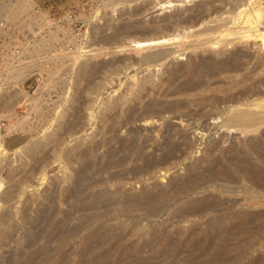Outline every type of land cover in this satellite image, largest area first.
Returning <instances> with one entry per match:
<instances>
[{
	"label": "rangeland",
	"instance_id": "374dc122",
	"mask_svg": "<svg viewBox=\"0 0 264 264\" xmlns=\"http://www.w3.org/2000/svg\"><path fill=\"white\" fill-rule=\"evenodd\" d=\"M0 17L10 25L5 42L25 49L28 62L20 69L28 97L8 98L6 110L26 104L16 113L31 127L14 131L0 153V264H264V191L247 182L256 174L264 185V126L247 134L219 128L224 105L209 103L189 106L182 123L167 114L128 122L143 101L195 100L199 92L170 94L202 64L212 67L209 88L263 78L264 0H0ZM176 19L167 40L134 44ZM157 50L168 58L139 63ZM238 52L240 72L219 74L216 65ZM82 63L95 73L76 82ZM176 131L187 144L146 169ZM222 169L225 182L211 178ZM108 175L117 177L112 187L102 183ZM197 176L204 188L172 201V186ZM103 189L160 201L118 211L95 201Z\"/></svg>",
	"mask_w": 264,
	"mask_h": 264
},
{
	"label": "bare ground",
	"instance_id": "6f19581e",
	"mask_svg": "<svg viewBox=\"0 0 264 264\" xmlns=\"http://www.w3.org/2000/svg\"><path fill=\"white\" fill-rule=\"evenodd\" d=\"M167 4H168V6H167L168 8L172 7L169 2ZM200 11L201 12L198 11L199 13L197 14V16L202 14V12H203L202 9H200ZM242 13H243V10H240L238 12V16H241ZM177 19L175 22H171V21L165 22L166 20H164L161 22L162 24L160 26L155 25V26H152L153 28L151 30H147L143 33L141 32L142 34L140 35V37H137L136 39L133 40L134 44H138L141 46H148V45H152V44H156V43H161V42L167 40L166 39V37H167L166 32L169 31L168 29L170 27L177 25L180 22ZM169 22H171V23H169ZM193 22H196V21H193V18H190V19L188 18V19L184 20L185 24H187V23L193 24ZM247 22L248 21H246L245 23H247ZM204 30H201L202 32L203 31L204 32L203 33L200 32V34H207L209 32L207 29H204ZM122 32L119 34H122ZM245 33H247V32H245ZM114 35H116V34H114ZM258 37L261 38V41L264 40L263 35H259ZM262 43H263V41H262ZM167 56H168L167 50L166 51L157 50L152 54L149 53L148 55H144L143 57H141V60L139 61V63L141 65H149V64L156 65L158 63H161L164 59H166ZM240 56H241L240 52L232 54L230 56V58H228L226 61L220 62L216 65L217 66L215 68L216 71L219 74H225L227 76L238 74L241 69H240V66L237 65V63H235V59L237 58L239 60ZM106 64H108V63H106ZM200 64H202V63L200 62ZM88 65H90V64H88ZM102 66H104V65H102ZM199 66L200 67H199L198 76L188 80L187 82H185L183 84V86L178 91H175L172 94H170V97L172 96V98H173V95H175V94L185 96V97H193L194 95L191 96L192 93L199 92L198 94L195 95V96H197V98L195 100L192 99L189 102H185V101L183 102V101H177V100L166 101V102H156V101L154 102L153 100L148 101V102L143 101L141 103L140 108L137 111H133L131 113V116L128 119V122L133 121L136 123L152 124L153 119L162 120L163 115L167 114V115L175 116V118L179 120V123H182L184 117H188V115H186V114H187V109L189 106L197 105L198 103H209V105H211L212 107L224 105V108L221 110V113L225 114V118H223L221 120L220 124L218 125L219 128L226 129V130L232 129V130L240 131L241 133L247 134V133H254L259 128L264 126V106L261 105V104H264V77L263 78H242L240 80L231 81L227 87L209 88L208 82L211 80L210 78L213 75V73L211 71L212 67H209V66H206L203 64L199 65ZM92 68H93L92 66H90V67L87 66L86 63L80 64V66L78 67L77 72H76V77H75L76 82L84 81L85 79H87L91 75H93L95 73V70ZM231 78H233V77H231ZM201 79H203V80H201ZM84 82H82V83L84 84ZM143 82L145 84H147L149 82V80L144 79ZM83 84H82V86H83ZM238 87H241L240 88L241 90L240 91H234ZM139 91L146 93V89L144 88V86L140 87ZM77 97H78V95H77ZM174 97H176V96H174ZM172 98H170V99H172ZM145 101H147V100H145ZM242 106L249 108V109H242L241 108ZM252 108H254V109L252 110ZM192 113H193V111H192ZM204 116L205 115L202 114V116L200 118H204ZM170 130H173V128H169L166 133H169ZM135 137H136V135H135ZM173 137L174 138L171 139V137L169 135L167 136V138L165 139L164 148L158 151L159 155H158L157 160L155 159L156 158L155 155L148 156L149 160L152 161L154 159L155 161L154 162H148L146 164L144 162V166H146L145 167L146 169H147V167L150 168V165L154 166V167H163V165L166 163V161H168V159H170L176 151L177 152L179 151L181 146L187 144L180 132L176 131L174 133ZM132 138H133V136H132ZM133 140H135V139H133ZM143 146H145V145H143ZM119 148L121 149V146ZM28 153L29 154L36 153V151L34 149H29ZM140 153H141V151H140ZM124 159H125L124 157L119 159L117 164H120ZM227 162H229V161H227ZM210 165H211V163H210ZM214 170L211 171V175H212L211 178H216V180H220V181H224V182L229 178L230 174L228 173L227 169L219 170V172H216ZM132 173H133V171H132ZM132 173H130L131 176H132ZM116 175H110V176L108 175L106 179L101 178V179H104V181L102 183L104 185L109 184L112 187L113 184L115 183V181L117 180ZM199 180H200V182H204L200 178V176H197L196 178L194 177L193 179H191V181L189 180L188 182H183V183H179L178 185L172 186L173 187V189L171 191L172 196H170V197H172V201L173 200L181 201L182 200L181 197H184L185 195H187L189 193L190 194L196 193V191L198 189H200L199 186H201V189H203L204 185L206 183H203V184L198 186V185H196V182ZM247 182L254 185V187L262 189L264 191V185L261 183L258 175L253 174L250 177H247ZM156 196H158V195H156ZM157 198L158 197H155V196H150L148 198H142L140 196L135 197V196L128 194V192L121 191L120 189H114L111 192L105 191V189H103L101 192H99L95 196V201H99L100 204H104V205H108V206L110 205L112 207L117 208L118 211H123V212H124V210H128L131 207L141 208L143 210L149 211L155 205ZM162 198H165V197H162ZM168 199L171 200L170 198H168ZM159 201L160 200H158L157 203ZM166 201H168V200L166 199ZM200 201H202V200H200ZM185 203L186 204H189V203L195 204L197 202L196 201H185ZM210 207L212 208V206H210ZM149 213H152V211H150ZM3 220L0 219V225L4 224ZM4 237H5V234H3L1 232L0 233V239H3Z\"/></svg>",
	"mask_w": 264,
	"mask_h": 264
},
{
	"label": "built area",
	"instance_id": "2783aa9c",
	"mask_svg": "<svg viewBox=\"0 0 264 264\" xmlns=\"http://www.w3.org/2000/svg\"><path fill=\"white\" fill-rule=\"evenodd\" d=\"M8 28L10 30L7 20L0 17V153L2 154L4 153L3 147L13 137L12 133L16 130L28 129L29 127L22 126L16 113L18 110L26 107V104L17 101V107L13 111L12 109L10 111L6 110L8 98L23 95V93L25 94V96L23 95L24 97H28L23 90V86L28 78L21 76L20 73V69L28 64L27 58L24 56L25 49H22L19 45L15 46L11 42H5L4 36ZM86 38L87 36L84 37L83 41L88 43ZM79 48L82 49L80 46ZM1 192L2 190L0 189V195Z\"/></svg>",
	"mask_w": 264,
	"mask_h": 264
}]
</instances>
